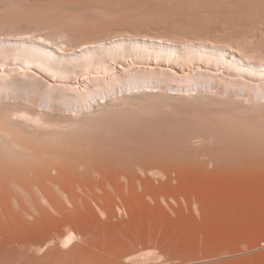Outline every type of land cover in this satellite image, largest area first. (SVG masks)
<instances>
[{"label":"bare ground","instance_id":"1","mask_svg":"<svg viewBox=\"0 0 264 264\" xmlns=\"http://www.w3.org/2000/svg\"><path fill=\"white\" fill-rule=\"evenodd\" d=\"M170 1L169 3L158 0L3 1L9 5L7 3L5 5L8 14L5 13L7 10H0L2 14L5 13L2 17L0 12V88L8 91L9 94L4 103L0 102V264H158L161 258L165 260L172 257L169 253L170 245L176 242V239L175 242L173 240L166 242L170 244L167 246L169 249L166 246L160 248L159 245L162 244L158 242L161 238L158 241L155 234L160 220L163 221L159 224L160 226L158 225V229L164 226V219L169 221H165L166 226L167 223L171 225L170 222L175 220L180 221V218H178L179 221L176 218L172 219L171 213L188 220L187 228L194 233L192 232L188 238L184 232H181L185 234H181V237L182 235L187 237L188 239H185L188 241L199 236L203 239V235L208 233L210 239L206 240L209 241L212 238L213 243L215 240V246L210 243L211 248L216 245L218 248L219 243L217 244L216 241L222 243L223 240H225L223 244H226L223 246L227 247L229 241L228 248L221 247V251L225 249L226 253H230L229 248L233 242L236 245L239 244V247L250 241L253 244L256 241L260 242L251 247L257 251L251 257L237 258L243 252L234 249L236 245H233V248H230V251L236 250L230 253L233 259H221L223 257H220L222 254L220 248L217 250L221 254L217 255L213 248L211 250L210 245L207 246L211 241L206 243L207 241L204 240L201 244L203 247L204 243L206 245L205 253H207L206 247H209L216 254L201 260L204 256L201 250L203 247L200 249L201 252L198 250L199 254L201 253V258H198L197 252L189 250L194 240H191L192 244L189 241L188 246L187 241L182 237V243L176 242L175 249H172L176 250V247H181V244L187 249L183 244L186 241L189 251L185 252L180 248L182 250L173 255L174 260L178 256L179 259L182 257L184 261L181 264H202L206 260H210L208 264H264V188L262 187V190L259 186L260 181L264 183V99L257 103V97L255 102H252L253 105L249 107L236 106L240 115L234 116L235 120H231V123L237 122L235 126L230 124L221 132L216 131L215 134H211L210 131L207 135L208 130L204 134L207 140L212 138L215 140L217 137L222 140L224 136H226L225 139L232 140L234 137L231 147L233 145L232 148H236L230 154L238 157L241 162L238 163L239 169L241 173L249 175V179L247 176L244 178L243 175L241 180L240 173L239 178L236 177L240 179L237 182L235 175L237 176L238 173H235L238 170H235V175H232L230 171L234 179L229 173L226 175L233 179L235 182L233 184L227 177L225 180L227 179L229 183L227 180L225 181L227 183L215 182V178L209 177L208 174L212 171L207 170L208 165L206 167L205 164L207 160L202 161L199 155L204 146L199 152L195 149H198L200 145H196L197 148L189 151L191 145L189 147L186 144H192L190 136H185L187 139L190 138L186 140L188 142L185 145L184 142L182 143L186 151L184 152L185 160L179 162L181 157L183 158L180 155L184 150L179 155V150L174 147L175 150L171 152L176 151L180 157L178 158L177 154V157L174 156L176 152L174 154L169 152L174 158L172 161V158L167 156L170 160L167 165L169 160H166V156L165 160L162 159L163 163L161 159L157 161V158L166 151L158 154L157 148L156 150L153 148L155 143L152 145L153 142L149 138L152 144L149 142L146 144V140L141 139L134 128H130L132 125L127 127L125 123L124 126H103L106 123L101 121L113 114L114 109H110L115 106L112 104L115 100L109 99V102L107 99L110 89L117 88V84L122 82H129L126 81L128 78L131 81L141 80L140 77L143 74H147L146 79L144 78V80L148 79L147 81L160 73L158 74L160 77L179 82L181 80L187 82L197 77L226 83L227 86L239 84L240 87L247 89L245 101L252 98L258 90L264 92V41L259 39L257 41L250 37V34L249 37L239 39V42L233 40L229 42L228 40L232 39L233 29L229 27L232 29L231 33L223 30L215 31V28L219 26L213 29L211 21L208 23L210 19L206 20L205 16L211 12H215L216 15L217 13L229 15L237 9L243 10L242 8H247V5H241L240 1L245 3V0ZM0 6L5 9L2 5ZM139 13L148 16L149 19H161V22L168 21L164 19L170 20L172 17H175V20L179 16L184 17L186 19L182 22L185 26V36L172 35L174 32L172 34L160 33L161 31L157 33L159 29L154 30L156 33L154 31L152 33L154 27L149 31V27L145 26L150 22L145 23L142 18L141 22ZM120 15L124 18L126 16L127 19L123 20L120 17L121 20H119L117 16ZM216 15L214 17L218 18ZM177 19L179 21V18ZM243 19L249 32L259 33L260 38L264 37V14L261 13L256 17L248 13ZM179 22L181 23V20ZM183 24H178L180 30ZM182 28L184 30V27ZM226 28L229 30L227 26ZM158 75L153 79H157ZM27 87H37L36 90L43 88L44 90H41L46 96L54 95L55 99L51 98L52 105L54 101L61 105L69 100L71 104L81 106L83 103L88 104L95 94H100L104 100L103 105L98 107L102 109H97L99 112L88 111L82 116L81 113L66 116L64 110L62 113L63 105L60 110L55 103L56 106H51L53 107L51 111L42 108L38 110L34 101H30V97L27 98L29 100L26 98L22 100L29 89ZM19 90L25 92L23 96ZM30 91L33 90L30 89ZM37 92L39 91L34 93ZM133 93L135 92L130 93L131 96L124 94L118 99L125 101L135 97L136 100L137 96ZM249 104L250 102L247 105ZM221 122L224 123V121ZM213 125L209 127L215 128L216 126ZM88 131H98V134L89 136ZM216 141L215 146L218 142ZM211 142V146L214 145V141ZM179 145L181 147V144ZM185 146L189 149H185ZM207 148L209 152L210 147ZM220 148L222 149L221 145ZM232 148L229 147L230 150ZM193 149L195 155L191 153ZM230 150L226 149V151ZM230 154H225V157L228 158ZM204 155L210 156L209 162L212 155L206 152ZM204 155L203 157H207ZM251 155L254 159H259L258 162L251 161L253 163L251 164L245 160ZM213 157L217 159L216 155ZM225 157L223 156L224 161ZM175 158L179 160L175 161ZM215 161L219 162V160ZM236 161L237 159L234 162ZM171 162H173L172 167ZM217 162L215 163L218 167ZM235 163L232 162L235 166L238 165ZM223 164L224 162L221 165ZM212 165L214 167V163ZM224 166L221 167L222 171ZM253 169L263 173L257 178L256 175L259 173L254 172L256 174L254 181L257 183L250 179ZM214 171L218 174L221 172L217 171V168ZM207 179L210 182L213 179L214 183L208 185ZM223 179L224 174L221 181ZM251 181L258 184L254 186L259 187L262 193L252 187ZM190 183L199 184L200 187L191 188L193 185L190 186ZM175 194L183 197V203L180 198L173 197ZM175 206L179 208L176 209ZM183 206L189 210L188 215H184ZM197 216L201 217L202 221ZM207 218L215 221L211 224L209 221L207 223ZM224 220L228 222V225L225 226ZM213 222H215L214 225L217 224V227H214L215 230L220 229L218 234L224 231L220 235L216 234L220 237L214 234V229H211L214 226ZM206 223L212 225L209 229L214 230V232L210 231L212 237H209V232H204L208 228ZM222 223L224 225H221ZM228 229L233 233V236L230 234L232 237L228 234ZM165 230L168 228L166 227ZM239 230H241L240 234H238ZM160 231L162 232L161 228ZM242 231L244 233L246 231L248 235L251 233V236L255 235V242L249 239L254 237H247L248 235L244 233L241 235ZM174 233H171L172 236ZM222 233L227 235L222 236ZM194 234L198 236L193 237ZM225 236L228 237L224 238ZM163 244L166 245L165 242ZM201 244L199 246H202ZM193 245L194 248L195 244ZM137 246L139 248L142 246L143 250ZM161 249L163 251L168 249L167 254H169L167 255L166 251L160 254ZM157 250L160 252L158 253ZM207 251L209 254L210 251ZM168 259L173 260V258ZM214 259L218 260L212 262ZM178 260L172 263L179 264L181 260ZM160 264L164 262L161 261Z\"/></svg>","mask_w":264,"mask_h":264},{"label":"rangeland","instance_id":"2","mask_svg":"<svg viewBox=\"0 0 264 264\" xmlns=\"http://www.w3.org/2000/svg\"><path fill=\"white\" fill-rule=\"evenodd\" d=\"M1 1V0H0ZM4 1V0H3ZM3 1H1L0 3V5H2L3 6V4H2V2ZM150 1H157V0H150ZM158 1H162V2H166V3H169V2H171L170 0H158ZM168 1V2H167ZM249 1V2H248ZM256 1V2H255ZM260 1V2H259ZM189 2H191L190 0H189ZM241 2V5H243V6H246L247 5V8L245 9V8H242L243 10H239V9H237V11H234L232 14H229V15H226V14H223V13H217V15H216V13L215 12H211V14L210 13H207L205 16H206V20H208L207 18H209L210 20L208 21V23H210V21H211V24H212V26H213V29H214V27H216V26H219V27H217V29L215 28V31H217V30H223V31H227V32H230V30H232V32L233 33H231V37H232V39L230 38V40H228L229 42H231V40H233V41H236V42H239V39H242V38H244V37H249V35H250V37H252V38H254V39H256L257 41H264V37L262 38H260V35H259V33L258 34H255V33H252V32H249L248 31V28L246 29V27H248V26H246V24H245V20L243 19L248 13L251 15L252 14V16H259V14H264V10H262V9H264V3L262 4L261 2H264V0H245V3H243L242 1H240ZM250 2H252V3H250ZM255 2V3H254ZM4 3V6H3V8H5V9H2V8H0V10H7V12H5V13H7L8 14V9H6V7H5V5H6V3L5 2H3ZM250 3V4H249ZM8 4V3H7ZM9 5V4H8ZM188 5V4H187ZM251 5V6H250ZM255 7H254V6ZM257 6V7H256ZM261 6V7H260ZM1 7V6H0ZM254 9H252V8ZM258 8V9H257ZM260 8V9H259ZM254 12H252V11ZM258 10V11H257ZM2 11H0L1 12V14H2ZM239 11H240V13H239ZM242 11V12H241ZM262 11V12H261ZM4 13V14H5ZM215 13V14H214ZM241 17V19H240V17L237 15V14ZM0 14V15H1ZM4 14H2V17H3V15ZM141 13H139V15H140ZM210 14V15H209ZM214 14V15H213ZM138 15V17H139V19H140V21L142 22V20H141V18L143 19V21L145 22V23H147V22H150L149 24L147 23L146 24V26L145 27H149L148 29H149V31H150V29L152 28V27H154L153 29H152V33H153V31L154 30H158L159 29V31H157V33H159L160 31V33H164V32H168V33H170V34H172L173 32V34L172 35H177V36H179V37H184L185 35V26H184V24H183V22L182 21H184L186 18H184V17H182V18H180V16L179 17H177V18H179V21L181 20V23L183 24V26H181V30L179 29V27H180V25H182L179 21H178V19L176 18V20H175V17H172V18H170V20H169V18L168 19H164V20H168V21H165V22H161V19H157V20H155V19H149V18H147L144 14V16L141 14L140 16ZM216 15V17H218V18H215L214 16ZM5 16H7V15H5ZM5 16H4V18H5ZM210 16V17H209ZM224 16V17H223ZM229 16V17H228ZM231 16V17H230ZM261 16V15H260ZM2 17H1V19H2ZM116 17V16H115ZM118 18H119V20H121V19H123V20H126L127 18H126V16H125V18H124V16H122L121 17V15L120 16H117ZM120 17H121V19H120ZM146 17V18H145ZM214 17V18H213ZM234 17V18H233ZM3 18V19H4ZM236 18V19H235ZM148 19V20H147ZM212 19H213V21H212ZM221 21H220V20ZM226 19H227V21H226ZM154 20V21H153ZM164 20H162V21H164ZM174 20H175V22H174ZM230 20V21H229ZM241 20V21H240ZM244 22H243V21ZM156 21V22H155ZM159 22V23H158ZM169 22V23H168ZM214 22V23H213ZM216 22V23H215ZM223 22V23H222ZM226 22V23H225ZM233 22H234V24H233ZM235 22H237V23H235ZM165 23V24H164ZM168 23V25H166ZM176 23V24H175ZM180 24V25H178V24ZM219 23V24H218ZM241 25H240V24ZM243 23L245 24V25H243ZM218 24V25H217ZM227 24V25H226ZM149 25V26H148ZM166 25V26H165ZM176 25V26H175ZM178 25V26H177ZM215 25V26H214ZM229 25V26H228ZM231 25H232V27H231ZM240 25V26H239ZM160 26V27H159ZM226 26L228 27V29L229 30H226L227 28H226ZM244 27V29H243V27ZM176 27V28H175ZM182 27H184V30H183V28ZM222 27H223V29H222ZM232 28V29H230V28ZM234 27V28H233ZM237 27V28H236ZM239 27H241L240 29H239ZM157 28V29H156ZM179 30H178V29ZM219 28H221V29H219ZM236 28V29H235ZM177 29V31H175ZM225 29V30H224ZM240 31H239V30ZM235 30V31H234ZM238 30V31H237ZM244 32V33H243ZM246 32V33H245ZM154 33H156L155 31H154ZM181 33H182V35H181ZM235 34H236V36L238 35H241V36H239L238 38L235 36ZM254 34V35H253ZM245 35H247V36H245ZM257 37H256V36ZM234 36V37H233ZM254 36V37H253ZM259 36V37H258ZM256 37V38H255ZM259 39V40H258ZM233 43H235V42H233ZM158 74H160V73H158ZM158 74H156V75H154L153 77H156ZM191 74H194V73H191ZM144 75V76H143ZM142 75V77H140L141 75H139V77H140V79L141 80H143V81H141V80H137L136 81V79L133 81H131V80H128V79H126V81H129V82H122L121 84H117V88H113V90H111L110 89V92L108 93V100L110 99V100H112V99H114L115 100V104L114 103H112L113 105H115L116 106V108H115V106L112 108V109H110V110H113V114L112 115H110L108 118H105V119H103V120H101L105 125H103V123H102V125L103 126H109V125H115V126H124L125 125V123H126V125L125 126H127V127H129V126H131L132 125V127H130V128H134L135 130H136V133L137 134H140L139 135V137L141 138V139H143V140H146V144H147V142H149V140L150 141H152L153 142V144H152V142H149V143H151L152 145H154V143H155V147L153 146V148L156 150V148H157V151H159L158 152V154L160 153L161 154V152H165L161 157H159V158H157L158 157V154H157V161L158 160H160L161 159V161H162V159H164L165 158V156H166V160H169V158H172V161H173V155L172 154H174L173 152H171L172 150H175L176 148V150H179L178 152H180L179 153V155L182 153V151L184 150V146L182 145V143L184 142V145H185V143L186 142H188V141H186V140H189L190 138V140H192V144H186V145H191V147H190V149H189V147H187V146H185V149H189V151H191V149L192 148H194L195 149V147L197 148V146L198 145H200V146H198V149H195L197 152H199V150L201 149V152H203V151H205L206 153H208V154H211L212 156H211V160H209V162H208V158L210 157H208L207 155H204V153H202L201 154V152H199V155H201V160L203 161V160H207V163H205L206 164V167H207V165H208V168H207V170L208 171H212L211 172V174H208V175H210L209 177L210 178H215L214 179V181L215 182H217V181H220V182H225L226 180H225V178L227 177V178H229V180L231 181L230 183L231 184H233V183H235L234 181H233V179H234V177L232 176V175H235V174H237V176L235 175V178L237 177V178H239V174L241 173V170L239 169V165L240 164H238V163H241L240 161H239V159H238V157L236 158V156L235 155H233L232 153L230 154V152H232V151H234V148H236V147H234V148H232L233 147V145H232V147H231V143H233V139H234V137H232L233 139L232 140H227V138L225 139V137L226 136H224L223 138H222V140H219V139H221V138H219V137H217V139H215V140H213V138L210 140V139H208L207 140V136L206 137H204V134L207 132V135L208 134H210V131H211V134H215L216 133V131H220L221 132V130L222 129H225V127L227 128V126L228 125H234L235 126V123L237 124V122H235V123H233L234 121H232V123H231V120L232 119H234L235 120V118H234V116H239L240 115V113H239V109L238 108H236V106L237 107H239V105H240V107L242 106H246V107H249L251 104H252V102H255V100L257 99V97H258V101L256 100V102L258 103L260 100L262 101L263 99H264V92H261V91H256L254 94L255 95H253L252 96V98L250 97V98H248L247 99V101H245L246 100V98L247 97H245V95L246 94H248L247 93V89H244L243 87H240L239 86V84H237V86L235 87V86H233L232 84H229L228 86H227V84L226 83H219V82H216V81H213V80H208V79H198L197 77H194L192 80H188L187 82H185L184 80H181L180 82L178 81V80H174V81H172L170 78H165V77H160L159 75H158V80L157 79H153V77L151 76V75H149L150 77H152V80H149V81H147V80H144V78L146 77V75L147 74H143ZM149 76H147V77H149ZM162 76V75H161ZM138 77V78H139ZM143 78V79H142ZM162 78V79H161ZM198 80H197V79ZM131 79V78H130ZM146 79V78H145ZM151 79V78H150ZM171 80V81H170ZM177 81V82H176ZM191 81V82H190ZM213 81V82H212ZM142 82V83H141ZM184 82V83H183ZM125 83V84H124ZM138 83V84H137ZM140 83V84H139ZM217 83V84H216ZM218 83H219V85H218ZM137 84V85H136ZM224 84H225V86H224ZM38 85V84H37ZM222 85V86H221ZM232 85V86H231ZM39 87V86H38ZM42 87V86H41ZM116 87V86H115ZM24 88V87H23ZM22 88V89H23ZM26 88V87H25ZM27 88H29V89H27L28 91H27V93H25L24 91V93L23 92H21V90H19L20 91V93L22 94V96H23V94H24V96H23V98H22V100L23 99H25L26 98V100H29V99H27V98H29L30 97V101L31 102H33L34 101V103H35V106L37 107V109L38 110H40L41 108L42 109H44V110H46V111H51L52 109L51 108H53V107H51V106H54L55 105V103L56 104H58L57 102H55L54 101V105H52V99H55V98H53V96L54 95H50V97L49 96H46V94H45V92L44 91H42V90H44L43 88H39L40 90H36V89H38L37 87H27ZM233 88V89H232ZM2 88H0V102L2 103H4L5 102V100H6V98L8 97L7 95L9 94L8 93V91H4L3 89L1 90ZM30 89L31 90H33V91H30ZM35 89V90H34ZM237 89V90H236ZM24 90H26V89H24ZM145 90V91H144ZM232 90V91H231ZM36 91H39V92H37V93H34V92H36ZM112 91V92H111ZM135 92V93H133L134 94V96L136 95L137 96V98H136V100H135V97L132 99V98H130V99H127V100H125V101H121V100H119L118 98H121L122 97V95H124L125 94V96H127L128 94L130 95V93L131 92ZM43 92H44V94H43ZM115 92V93H114ZM128 92V93H127ZM143 92V93H142ZM231 92V93H230ZM4 93V94H3ZM246 93V94H245ZM43 94V98H42V100H41V95ZM115 94V95H114ZM121 94V95H120ZM141 94V95H140ZM152 94V95H151ZM192 94V95H191ZM196 94V95H195ZM239 94V95H238ZM261 94V95H260ZM263 94V95H262ZM128 95V96H129ZM188 95H191L193 98H191V96H188ZM195 95V96H194ZM236 95V96H235ZM45 96V97H44ZM119 96V97H118ZM131 96V95H130ZM162 96V97H161ZM185 96H187V97H185ZM234 96V97H233ZM255 96V97H254ZM49 99H48V98ZM103 96L102 95H100V94H95L94 96H93V98L91 97V101H88L89 103L88 104H90V106L91 107H93V108H91L90 106H88V104L86 103V104H82V102H81V106H78V105H75V103H73V104H71V102L69 103L68 101H67V103L65 102V104H64V102H63V104L61 103V105H63V109H62V107H61V105H59L58 104V106L60 107H58L60 110L62 109V113H64L66 116H75V115H77V113L78 114H80L81 116H82V114L84 115V114H86V113H88V111H96L97 109L98 110H100V109H102V107L101 108H99L100 106H102L103 105V98H102ZM117 97V98H116ZM188 97H190V98H188ZM240 97V98H239ZM242 97V98H241ZM245 97V98H244ZM52 98V99H51ZM102 98V99H101ZM234 98H239L238 100L237 99H234ZM131 99H132V101H131ZM139 99V100H138ZM243 99V100H242ZM110 100H109V102H110ZM117 100V101H116ZM128 100H130V101H128ZM233 100V101H232ZM234 100H235V102H234ZM237 100V101H236ZM30 101H27V102H29L30 103ZM40 101V102H39ZM113 101V100H112ZM122 103H121V102ZM133 101H137L138 103H134ZM142 101V102H141ZM220 101V102H219ZM229 101H230V103H229ZM232 101V102H231ZM240 102L241 101V103H236V102ZM24 102H26V101H24ZM84 102V101H83ZM118 102V103H117ZM124 102V103H123ZM129 104H128V103ZM143 102H146V103H143ZM244 102V104L242 105V103ZM248 102H250V104L249 105H247L248 104ZM37 103V104H36ZM39 103V104H38ZM117 103V104H116ZM126 103H127V105H126ZM132 103V104H131ZM68 106H67V105ZM139 104H141V105H139ZM255 104V103H254ZM40 105V106H39ZM70 105V106H69ZM80 105V104H79ZM98 105H100L99 107H98ZM121 105V106H120ZM253 105V104H252ZM56 106V105H55ZM88 106V107H87ZM35 107V108H36ZM82 107V108H81ZM104 107V106H103ZM119 107H121L120 109H119ZM236 109H235V108ZM239 107V108H240ZM241 107V108H242ZM90 108V109H89ZM123 108V109H122ZM94 109V110H93ZM116 109V110H115ZM119 109V110H118ZM63 110H64V112H63ZM96 111V112H99V111ZM229 110V111H228ZM237 110V111H236ZM116 111V112H115ZM121 111V112H120ZM85 112V113H84ZM240 112H241V109H240ZM90 113V112H89ZM117 113V114H116ZM220 113V114H219ZM238 113V114H237ZM119 114V115H118ZM219 114V115H218ZM223 115V116H222ZM229 115H232L231 117H233V118H231V117H228ZM88 116V115H87ZM113 116V117H112ZM141 116V117H140ZM127 117H129V118H127ZM132 117V118H131ZM226 117H228V118H226ZM128 120H127V119ZM136 119V120H135ZM216 119V120H215ZM157 120V121H156ZM229 120V121H228ZM100 121V120H99ZM117 121V122H116ZM221 121H224V123H222ZM133 122V123H132ZM212 122V123H211ZM221 122V123H220ZM230 122V123H229ZM99 123V122H98ZM101 123V122H100ZM135 123H136V125H135ZM139 123V124H138ZM218 123H220V124H218ZM228 123V124H227ZM152 124V125H151ZM214 124V125H213ZM227 124V125H226ZM135 127H134V126ZM207 125V126H206ZM212 125L215 127V128H210V127H212ZM210 126V127H209ZM224 126V127H223ZM233 126V127H234ZM205 127H207V128H205ZM218 127H219V129H218ZM229 127V126H228ZM150 128V129H149ZM155 128V129H154ZM159 128V129H158ZM209 128V129H208ZM164 129V130H163ZM200 129V130H199ZM206 131H205V130ZM214 129V130H213ZM217 129V130H216ZM134 130V131H135ZM174 130V131H173ZM213 130V131H212ZM162 132V133H161ZM180 132V133H179ZM183 133V135H182V133ZM233 132V131H232ZM235 132V131H234ZM135 133V134H136ZM197 133V134H196ZM87 134L89 135V136H94V135H97L98 134V131H88L87 132ZM179 134H180V136H179ZM235 134V133H234ZM147 135V136H146ZM163 135V136H162ZM176 135V136H175ZM172 136V137H171ZM176 138H175V137ZM189 137L190 136V138H186V137ZM177 137H179L178 139H177ZM195 137H198V138H196L195 139ZM209 137V136H208ZM145 138V139H144ZM147 138H148V140H147ZM150 138V139H149ZM185 140H184V139ZM201 138V139H200ZM216 138V137H215ZM153 139H155V140H153ZM171 139H173L172 141H170ZM179 139L181 140L180 142H179ZM160 140H162V141H160ZM175 140V141H174ZM184 140V141H183ZM210 140V141H209ZM218 142H217V141ZM224 140V141H223ZM170 141V142H169ZM198 141V142H197ZM202 141V142H201ZM211 141H214L213 142V144L215 143V141L217 142V145L215 146V144L214 145H212L211 146V144H210V142ZM220 141V142H219ZM228 141H230V142H228ZM163 142V143H162ZM176 142H177V144H176ZM190 143H191V141H189ZM209 142V144H206V143H208ZM148 143V145L149 146H151L150 144ZM164 143H166V144H164ZM168 143V144H167ZM212 143V142H211ZM224 143H225V145H224ZM226 143H227V145H228V147L226 148ZM169 144H170V146H169ZM179 144H181V147H180V145ZM194 144V145H193ZM201 144H202V146H201ZM208 145L209 147H210V153L209 152H207V147L208 146H205V145ZM221 145V147H222V149L220 148V145ZM230 144V145H229ZM161 145V146H160ZM173 145H175V146H173ZM197 145V146H196ZM167 146H169V147H167ZM178 146V147H177ZM218 146V147H217ZM164 147H165V149H164ZM173 147V149H171ZM174 147H175V149H174ZM182 147H183V149H182ZM187 147V148H186ZM200 147V148H199ZM212 147V148H211ZM213 147H217L216 149L215 148H213ZM223 147H224V149H223ZM229 147L230 148H232V150H230L229 149ZM158 148H159V150H158ZM161 148H163V149H161ZM228 149V150H230V151H226V149ZM169 149H171L170 151H169ZM181 149V150H180ZM194 149L192 150V152L191 153H193V155H195L196 153H194L195 151H194ZM204 149V150H203ZM164 150V151H163ZM209 150V149H208ZM212 150H213V152H212ZM217 151V153H215V151ZM226 151V152H225ZM172 153L171 155H170V153ZM186 153V151L184 150L183 151V153L180 155V156H183V158L181 157V159L179 160L178 158L180 157L178 154H177V152L175 153V155L174 156H176V154H177V156H178V158H175V161L178 159L179 160V162L181 161H184L185 160V158L184 157H186V155H184L185 153ZM220 152H221V154H223V152H224V154L223 155H221L220 154ZM228 152H229V154H230V156H228V158H231V159H228V158H226L225 157V154H227V155H229L228 154ZM187 153H189V152H187ZM212 153H214V154H212ZM203 155L204 156H207V157H203ZM216 155V158L217 159H215V157H213V156H215ZM220 157H219V156ZM232 155V156H231ZM160 156V155H159ZM167 156H169V158L167 157ZM170 156H172V157H170ZM176 156V157H177ZM218 156V157H217ZM223 156L227 159H225V161H224V159H223ZM252 156V155H251ZM251 156L249 157V159H248V157H247V159H245L247 162H249V163H251V161L254 163V161H256V162H258V160L259 159H254V156H252L253 157V159L251 158ZM192 157V155L190 154V158ZM235 157V158H234ZM168 158V159H167ZM214 158V159H213ZM183 159V160H182ZM213 159V160H212ZM222 159H223V161H222ZM237 159V161H236V163L234 162L235 160ZM165 160V159H164ZM177 160V161H178ZM206 160L204 161V162H206ZM215 160H219V162H217V161H215ZM220 160H221V162L223 163L224 162V164L223 165H221L222 163L220 162ZM229 160V161H228ZM234 160V161H233ZM250 160V161H249ZM161 161H159V163L161 162ZM213 161V162H212ZM227 161H228V164H226L225 165V163H227ZM166 162V161H165ZM164 162V164H166ZM169 162H170V160L169 161H167V165H169ZM215 162H217L218 163V167H217V164L215 163ZM232 162L233 163H235V164H238V165H234V164H232ZM162 163H163V161H162ZM172 163L173 162H171V167L173 166L172 165ZM178 163V162H177ZM208 163H210V164H208ZM214 163V167H213V164ZM253 163H251V164H253ZM176 164V163H175ZM209 165H212V166H209ZM225 165V166H224ZM228 165V166H227ZM216 166V167H215ZM222 166H224L223 167V171L221 170L222 168ZM232 168H231V167ZM233 166H235V167H233ZM212 167H213V169H212ZM226 167V168H225ZM236 167H238V168H236ZM210 168V169H209ZM216 168H217V171H221V172H223V173H219L218 174V172H215L214 170H216ZM235 168V169H234ZM219 169V170H218ZM226 170V172H225V170ZM235 170H238V171H236V173H235ZM239 170H240V172H239ZM254 171H250V170H248V171H250L251 172V175H250V179L253 181V182H256V181H254V175H256L257 174V172H258V170L257 171H255V169H253ZM230 171H232V173L230 172ZM260 171V170H259ZM217 174V175H215V173ZM250 172L248 173V174H250ZM254 172L256 173V174H254ZM264 172V171H263ZM226 173L228 174L229 173V175H230V173L232 174V175H230V176H228V175H226ZM235 173V174H234ZM259 174H257L256 176H257V178L259 177V175L262 173V171L261 172H258ZM212 174H214V175H212ZM223 174H224V179L221 181V179L223 178ZM263 174V173H262ZM261 174V175H262ZM219 175V176H218ZM243 175L245 176L244 178H247L248 177V179H249V175L247 176L246 175V173H241V176H240V178L241 177H243ZM215 176V177H214ZM217 176V177H216ZM247 176V177H246ZM263 176H264V174H263ZM209 177H207L206 176V178H208L209 179ZM261 177V176H260ZM218 178V179H217ZM231 178V179H230ZM236 178V179H237ZM253 178V179H252ZM206 180V182H207V184L208 185H210V184H212V183H214V181H213V179H211V182H210V180ZM235 179V180H236ZM238 181L237 182H239V180L240 179H237ZM241 180H243V178H241ZM245 181L247 180V179H244ZM260 180H262V178L260 179ZM228 181V180H227ZM233 181V182H232ZM248 181V180H247ZM252 181H251V183H252ZM249 182H250V180H249ZM261 182V185L259 184V186H260V188L262 189V187L264 188V183L262 184V181H260ZM210 183V184H209ZM225 183H227V182H225ZM228 183H229V181H228ZM257 183V182H256ZM256 183H252V187H255L254 185L256 184ZM191 185L190 186H192L193 185V187H191V188H194L195 186H199V184H193V183H190ZM249 185H250V188H252L251 187V184L250 183H248ZM248 185V186H249ZM256 185H258V184H256ZM197 187H195V188H197ZM200 187V186H199ZM256 188V191H260V188L259 187H255ZM257 188H259V189H257ZM166 189V188H165ZM194 190V189H193ZM263 190V189H262ZM262 190L260 191L261 193H262ZM258 191V192H259ZM178 195V194H177ZM174 198H177L178 197V199L180 198V200L182 201V203H183V197L182 196H180V195H178V196H176V194L173 196ZM173 198V199H174ZM180 201V202H181ZM176 207V209H178L179 207L178 206H175ZM178 207V208H177ZM184 207V209H185V213H184V215H188L189 214V210L185 207V206H183ZM169 211V210H168ZM169 213H171L170 211H169ZM187 213V214H186ZM170 215H172L173 217H172V219H174L175 220V218L176 219H178V218H180V221H179V219H178V221L179 222H181L180 224H179V222H176V220L174 221V222H170V223H172L173 225H175V226H173L172 224V226L169 224V223H167L168 225L166 226V222L165 221H167V222H169L168 220H165L164 219V223L165 224H163L164 226H166L167 228H168V230H165V228H164V226H161V227H159V229H158V225L159 224H161L162 223V221L160 220V222L158 223V225H157V230H156V232H155V234H156V237L158 238V241H159V239L161 238V241L163 240V242H161V241H159L158 243L159 244H162V245H159L160 246V248L162 247H165L166 246V248H168L169 249V247H167L168 245H170V244H167L170 240H171V242H172V240L174 241L175 239V241L178 243V242H180V243H182V241H183V238L185 239H188L189 238V236H191L190 234L193 232L194 233V231H189V229L187 228L188 227V220L186 219L185 220V218L184 217H182V219H181V217H178L177 215H174V214H170ZM198 217V219L199 220H201L200 218L201 217H199V216H197ZM249 217V216H248ZM185 222V225H184V222ZM211 220V221H210ZM222 220V219H221ZM251 220V219H250ZM202 221V220H201ZM208 221L210 222V224H211V222L212 221H215V220H212V219H210V218H207L206 219V222L208 223ZM220 221V220H219ZM222 222V221H221ZM224 223H226V221L224 220L223 221ZM186 223H188L187 225H186ZM207 223H206V226H208V228L206 229L207 231H204V232H209V237L211 236H213L212 235V231L214 232V230H215V228L214 227H217L216 225H214L215 224V222H213L212 223V225H214L213 227H212V225L210 226V224H208L207 225ZM228 223V222H227ZM225 224V226L226 225H228V224ZM179 224V225H178ZM171 227H170V226ZM178 225V226H177ZM182 225H183V227H182ZM219 225H220V223H219ZM221 225H224L223 223L221 224ZM160 226V225H159ZM181 227V230H180V227ZM169 227H170V229H169ZM172 227H173V230H172ZM175 227V228H174ZM186 227V228H185ZM210 227H212L211 229H214V230H209L210 229ZM224 227V226H223ZM223 227L221 228L222 230H223ZM160 228H161V230H162V232L160 231ZM163 228V229H162ZM189 228H190V226H189ZM226 228V227H225ZM224 228V229H225ZM228 228V227H227ZM192 230H193V228H191ZM217 229V228H216ZM165 232H164V231ZM170 230H172V231H170ZM175 230H177V231H175ZM185 230V231H184ZM186 230H188V231H186ZM229 230V232L227 231V230H225V232L227 231L228 232V234L230 235H232L233 233H231L230 231V229H228ZM168 231H170L169 233H168ZM180 231V232H179ZM211 231V232H210ZM218 231H220V229L218 228L217 229V231L215 230V235L216 234H218L217 232ZM240 231L241 230H239V233L238 234H240ZM157 232H159L158 234H157ZM175 232V233H174ZM178 232V233H177ZM181 232H184V233H181ZM221 232H224V231H221ZM221 232H219L220 234H221ZM166 233V234H165ZM171 233H174L173 234V236H172V234ZM187 233H188V235H187ZM244 233V231H242V233H241V235ZM181 234H184L185 236H187V237H185V236H183L182 235V237H181ZM202 234H204V233H202ZM202 234H200V235H202ZM206 234V233H205ZM203 235L204 236V238L202 239V236H201V239L199 238V237H196V238H191V240H194V243L189 239V241H191V244L193 243V244H195V247L193 248L192 246H194L193 244L192 245H190L191 247H192V250H191V247L189 248L188 246H189V241L188 240H186L187 241V243H188V246H187V243H186V241L185 242H183V244H185L184 246L187 248V249H185L184 247H182V244L180 245L181 247H179V248H177L176 247V250H172V249H175V244H177L175 241V243H171L172 244V246H174L173 248H172V246L170 245V248L171 249H167V251L166 250H162L161 249V253L160 254H162V251L163 252H165L166 254H167V252L169 251V253L172 255V257H168V258H173V260H170V259H168V258H166L167 259V261H169L170 263H166L167 261H165L164 260V258H161L162 260V263L164 262V264H171L172 262H174V261H176V260H178L179 258V256L178 257H176V260H174V258H175V256L173 257V255L174 254H176V252H177V254H178V251L179 250H182V249H184L183 251H185V252H188L189 250H190V252H197L196 254L198 255L199 254V252H198V250H200L202 247H203V244H201V241L203 242L204 240H206L207 238H208V233L206 234V235ZM220 234H218V235H220ZM244 234H247L248 235V233H246V231H245V233ZM176 235V236H175ZM193 235V234H192ZM197 234H194V236L193 237H195ZM218 235H216V236H218ZM224 235H227V233L225 234L224 233ZM223 235V233H222V236H224ZM230 235V236H231ZM162 236V237H161ZM171 236H172V238H171ZM178 236H180L182 239H180V237H178ZM198 236V235H197ZM215 236V237H216ZM233 236V235H232ZM231 236V237H232ZM255 236V235H254ZM253 235L251 236V233H249V235L247 236V237H254ZM163 237H164V239H163ZM218 237H220V236H218ZM226 237H228V236H225L224 238H226ZM200 240V241H198V239ZM255 238L256 237H254V238H249V239H253L254 240V242H255ZM166 239H167V241H166ZM208 239H210V238H208ZM248 239V240H249ZM165 240V241H164ZM179 240V241H178ZM182 240V241H181ZM211 240H212V238H211ZM211 240H209V241H211ZM228 240V239H227ZM226 240V241H227ZM197 243H196V242ZM207 241V242H206ZM205 242L206 243H208L209 241L208 240H206ZM225 240H223L222 241V243H220L221 241H216V243L218 244V248H217V245H216V247H214L215 245V240H214V243L211 241V242H209V244L207 245V246H209L210 245V243L212 244V245H214L212 248H213V251H215L216 253H217V255H220L221 253L220 252H222V254L220 255V257H223V258H221V259H233V257H230V253L231 252H233V250L234 249H236V250H238V251H242L243 252V254H241L240 256H237V258H239V257H251V256H253L257 251L256 250H254V249H252L251 247H253V245H255V244H259L260 242H258V241H256L254 244H253V242L252 241H246V242H249V243H243V245H245V246H243V245H240L241 247H239V244L238 245H236L235 244V242H233V241H231V242H233V243H231L232 244V246L234 245H236L235 247H234V249L233 250H231L230 251V248H233L231 245H230V248H229V252L230 253H228V255H227V253L225 252V249L223 250V251H221L222 249H221V247H223V248H228L229 246H228V244H230L229 243V241H228V244H227V247L226 246H223V245H226V244H223V243H225L224 242ZM161 242V243H160ZM165 242V244L166 245H164L163 243ZM167 242V243H166ZM180 243H178V244H180ZM199 243V244H198ZM227 243V242H226ZM202 245V246H199V245ZM221 244H222V246H221ZM197 245V246H196ZM212 245H210L209 247L211 248V246ZM158 246V245H157ZM158 246V247H159ZM206 245H205V243H204V247H205ZM138 247V246H137ZM141 248H139V249H142L143 247L142 246H140ZM158 247H156V248H158ZM197 247V248H196ZM200 247V248H199ZM203 247V248H204ZM209 247H206V249L207 250H209L210 252H209V254H208V251L206 250V252L207 253H205V248L203 249H201V250H203L202 251V255H204V256H202V258L200 257V255H201V253L198 255V258H201V260L202 259H204V258H206V257H211V256H214L216 253H214L213 251H211L212 250V248H211V250L209 249ZM243 247V248H242ZM245 247V248H244ZM166 248H164V249H166ZM180 248H182V249H180ZM188 248H189V250H188ZM220 248V249H219ZM242 248V249H241ZM217 249H219L220 250V252H219V250H217ZM245 249V250H244ZM248 249V250H247ZM143 250V249H142ZM171 250L173 251V252H171ZM186 250H188V251H186ZM201 250H200V252H201ZM227 250V249H226ZM236 250H234V252H236ZM183 251H181V252H183ZM157 252L159 253L160 252V250H157ZM181 252H179V253H181ZM226 254H225V253ZM168 253V254H169ZM212 253V255H210ZM220 253V254H219ZM224 253V254H223ZM164 254V253H163ZM167 254V255H168ZM207 254V256H205ZM165 255V254H164ZM167 255H165V256H167ZM209 255V256H208ZM227 255V256H226ZM160 258V257H159ZM178 258V259H177ZM182 257H180V259L178 260V261H180L181 260V262H179V264H181L182 263V261H184L183 259H181ZM207 259V258H206ZM205 260V259H204ZM218 259H214V260H212V262H216ZM161 261H159L158 262V264H160V262ZM210 261V260H209ZM209 261L208 260H206V261H203L202 262V264H208L209 263ZM175 263H177V262H175ZM156 264V263H155ZM172 264H174V263H172Z\"/></svg>","mask_w":264,"mask_h":264}]
</instances>
